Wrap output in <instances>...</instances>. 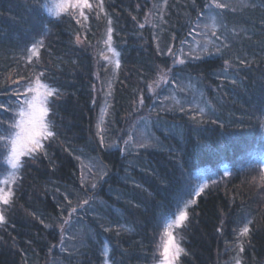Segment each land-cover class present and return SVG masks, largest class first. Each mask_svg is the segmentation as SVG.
<instances>
[{"label":"trees","instance_id":"trees-1","mask_svg":"<svg viewBox=\"0 0 264 264\" xmlns=\"http://www.w3.org/2000/svg\"><path fill=\"white\" fill-rule=\"evenodd\" d=\"M162 1L104 0L99 17H78V24L38 11L45 0H0V102H16L13 89L33 65L59 92L49 104L56 136L45 144L47 155L23 158L20 179L11 185L12 205L0 204L6 217L0 264H153L162 231L156 218L173 206L189 175L209 187L186 197L197 202L186 226L177 229L187 253L179 264H264V187L252 166L264 159L258 119L264 115V0H245L246 6L220 0L231 5L216 10L224 36L214 38L208 55L185 57L173 67L180 86L191 83L195 91L165 96L148 94L146 85L158 65L170 66L169 47L175 53L188 45L208 0H167L163 8ZM109 27L108 47L118 53L119 68L103 59L111 57ZM38 41V63L34 57L29 64L27 50ZM141 93L149 146L126 151L127 122ZM6 155L0 180L10 171ZM225 169L231 174L223 176ZM83 199L90 203L65 224L67 200L76 206ZM248 220L250 232L240 236Z\"/></svg>","mask_w":264,"mask_h":264},{"label":"snow or ice","instance_id":"snow-or-ice-1","mask_svg":"<svg viewBox=\"0 0 264 264\" xmlns=\"http://www.w3.org/2000/svg\"><path fill=\"white\" fill-rule=\"evenodd\" d=\"M240 4L244 5V0H240ZM167 5V0H164V6ZM231 7L227 3H220L219 0H208L205 4V8L208 10L207 19L211 21L210 24H205V28L211 29L212 36L216 37L217 40L221 37L217 36V29L221 25L217 22V17L219 15L216 12L217 9L223 10ZM45 8L49 13L54 14L57 18L62 15H67L68 17L76 19V23L80 24L81 20L78 17H82L84 21H87L88 14H95L97 17L104 12V0H45L44 4L38 5L37 10ZM87 10V12H86ZM235 10V9H233ZM215 13V14H213ZM107 16V13H104ZM201 16L205 13L201 12ZM162 18V16H161ZM108 24H111V19H108ZM143 27V25H141ZM112 28L107 29V41L106 44L110 43L112 39ZM196 34V29L192 28L188 33L189 36ZM197 35H204L206 43L200 44L198 40H194L199 50L203 53H208V44L213 43L212 40L207 36L206 33H200ZM76 42L80 43L79 35L76 37ZM185 43V42H182ZM215 46V45H213ZM222 47L227 48V42L222 44ZM43 48V41L35 42L27 50L28 55L26 56V62L31 64L33 58H38L40 55V49ZM109 51L114 52L113 49L109 48ZM216 54L221 53V47L215 48ZM181 55L178 57L176 53L173 52L172 47L167 49V55L173 57L172 66L164 68L163 66H157V79L152 83L146 85L147 89L151 92H155L156 88H159L161 84L168 85L170 82L172 84H177L175 73L173 72V67L176 65H183L186 63L183 58L187 55L189 58L192 57L191 50L189 53L184 54L183 50H180ZM115 54V53H114ZM103 55V54H102ZM118 55V54H117ZM165 55V53H161ZM198 58V57H197ZM103 59L108 61L110 58L107 55H103ZM116 67L119 68V60L115 61ZM225 65H228V61H225ZM33 70L29 72L27 77H21L24 80L23 85H18L17 88L13 89L15 103H2L0 102V158H5L6 163L10 165V171L0 180V204L10 207L12 205L13 197L15 195L11 185L17 183L20 179L19 171L23 167V158L28 157L29 159H35L40 155H47L45 150V144L47 141L54 139L56 136L55 123L49 119V114L51 108L49 104L52 103L53 97L59 95L57 89L53 88L49 83H46L45 73L43 71H37V65H33ZM12 84H18L17 80L11 81ZM21 87L23 91H21ZM188 89H193L194 86L189 83L187 85H177L175 91H185ZM166 90V89H164ZM167 100L168 98L165 97ZM172 100L177 104L180 102L176 100L173 94ZM138 104L140 106L144 105V95L141 93L138 99ZM167 110V109H163ZM197 110L203 114L205 109L199 108ZM180 112H185L186 109L183 106L179 107ZM264 113V109L261 110ZM7 117V118H5ZM143 119V118H141ZM262 121V127H264V115L258 117ZM103 120V116L101 117ZM131 130H129L130 132ZM144 137H141L143 141ZM100 142H104L103 136L100 137ZM126 145L125 150L127 151V146L134 143L132 135H128V139L123 141ZM139 148H146L149 145L145 142H139L136 144ZM259 168V185L264 187V159L257 161L255 165ZM183 172V169H181ZM219 174V173H218ZM230 171L225 169L223 171V176L230 175ZM103 175V173H102ZM255 180V177L253 178ZM86 179L82 176L81 183L84 184ZM213 184L216 181H212ZM92 188H95V184H91ZM209 187L208 181L205 180L201 183H196L193 181L192 177H189L184 181L183 188L180 193L176 196L173 206L167 209L165 212L158 214L157 227L161 228L162 231L159 234V243L156 245V249L153 254V264H179L181 255H186V249L181 246L180 240L183 237L178 238L177 229L186 226L187 221L190 216V207L196 204V199L186 198V197H199L201 193ZM90 201L88 199H83L78 202L76 206H72V201L67 200L68 207V218L64 220V223H69V220L73 214L77 213V209H82L84 205H88ZM6 220L4 210H0V223ZM252 221L248 220L247 223L239 230L240 236H247L250 232V227ZM63 230V229H62ZM240 251L243 252V245H240ZM105 257L108 256V250L105 249ZM105 264H110L106 259ZM235 264H240L237 259Z\"/></svg>","mask_w":264,"mask_h":264},{"label":"rangeland","instance_id":"rangeland-1","mask_svg":"<svg viewBox=\"0 0 264 264\" xmlns=\"http://www.w3.org/2000/svg\"><path fill=\"white\" fill-rule=\"evenodd\" d=\"M226 1H231L234 4L240 2V0H226ZM219 2H220V0H219ZM244 2H245V0H244ZM161 7L162 8L164 7V0L161 2ZM207 15H208V12L203 16V19H200V21L197 22L196 27H193V28L196 29V34H194L193 36H191L192 37L191 39H190V36L188 37V40H189L188 41L189 42L188 45H185L184 46L185 48L184 47H181L180 49H178V50L175 51V53H176V55L178 57L181 55V53H180V50L181 49L183 50V53L184 54L189 53V51L191 50L193 56L208 55L209 53L212 52L210 47L213 46L216 43V41L214 39L216 37L212 36L211 29L210 28H205L204 27L205 24H210L211 23V21L209 19H207ZM200 33H206L207 36L213 42V43H209L208 44V53L201 52L199 50L197 44L196 43H193L194 40H198L201 45H203L204 43H206V40H205V36L204 35H197V34H200ZM223 33H225L224 28L219 27L217 29L216 35L219 36V37H223L224 36ZM108 46L109 45L107 44V47ZM109 48L110 47H108L107 51L109 52L108 55H111V57H110L111 61L114 62V61L118 60V58H117V56H118L117 54L118 53L115 52V50L113 48H111V49H113L114 52L109 51ZM185 57H188V56L187 55H184L183 58L185 59ZM171 58H172V61H173V57H171ZM172 61H171L170 66H172ZM164 68H167V67H164ZM156 79H157V75H156V77H154V79L150 83H152ZM180 84H182V83L181 82L180 83L177 82V84H168V85L161 84V86L159 88H156V91L155 92H151V91L148 90V94L154 95L155 93L157 94L158 92L159 93L160 92H163L162 95L165 96V95H168L170 93V91H173L174 89H176L177 88V85H180ZM164 89H166V90H164ZM135 104L136 105H135V108L133 110V114L130 117L129 122H127V125H128L127 133L132 135V138H133V141H134V143L132 145H130L129 147H133V149L134 148L135 149L139 148V147L136 146V144L139 143V142H145L147 144H149V142H150V139L147 137L148 131L146 130V128H144L147 120H146V122L143 121V119H145L144 117H146V116L148 117V114H149L148 113V108H146L144 105L143 106H140L138 104V101ZM108 109L109 108L107 107L106 108V111H105L106 113L104 112L106 115H107ZM141 118H143V119H141ZM104 119H105V116H104ZM129 130H131V131L129 132ZM142 136L144 137L143 141L141 140V137ZM84 164L86 165V167L88 169H90V171H97V167L95 166V164L93 162L88 161V160L86 162V160H85V163ZM9 167H10V165H9Z\"/></svg>","mask_w":264,"mask_h":264}]
</instances>
